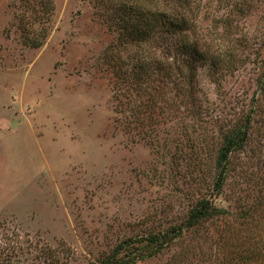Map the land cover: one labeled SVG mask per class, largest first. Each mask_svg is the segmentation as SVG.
I'll use <instances>...</instances> for the list:
<instances>
[{
	"label": "rangeland",
	"instance_id": "1",
	"mask_svg": "<svg viewBox=\"0 0 264 264\" xmlns=\"http://www.w3.org/2000/svg\"><path fill=\"white\" fill-rule=\"evenodd\" d=\"M119 1L0 0V264H101L165 229L172 245L134 264H241L240 246L264 240L240 221L264 212V0L197 1L194 37L222 62L198 68L193 94L175 34L148 42L177 78L152 118L136 110L148 93L114 73L134 51L117 45ZM237 125L248 135L219 187L215 156ZM203 197L223 214L186 231Z\"/></svg>",
	"mask_w": 264,
	"mask_h": 264
},
{
	"label": "trees",
	"instance_id": "2",
	"mask_svg": "<svg viewBox=\"0 0 264 264\" xmlns=\"http://www.w3.org/2000/svg\"><path fill=\"white\" fill-rule=\"evenodd\" d=\"M169 1L161 3L159 0H121L118 6L113 8L114 14H118L119 19L122 21V30L119 32V43L117 45L121 51H129L130 47L134 48L133 52H128L131 67H124L125 65L121 64L114 73L119 79H122L121 83L128 82L126 80L129 79L128 76H131L132 80L129 79L131 81L129 86H133V90L137 92L138 97L140 95L144 96L143 93H148L144 97L146 99V101L144 100L145 105L140 102L136 107L138 116L144 113L152 118L155 112L154 107H161L160 103L162 104L164 100H167L166 98H160L162 91L159 89L169 87L168 78L170 80L177 79L176 76H173V69L162 66L161 60L155 61L152 51L146 46L148 42L155 39L156 35L161 36L163 33L175 34L178 40L176 49L181 59L175 70L178 71L177 75L181 80L186 78L185 91L187 90L189 95L193 94V82L196 80L198 68L209 63V67L213 69L219 64V61L222 62L220 58L217 61L212 59L209 56V49H203L200 38L194 37L198 23L197 18L200 14L195 9V5H200L198 4L199 0H195L194 5H192V0H171L172 3ZM156 73L164 75L168 83L154 84L152 79ZM123 87L125 89V86L122 85ZM180 88L182 89V86ZM128 89L129 87L126 90ZM153 89L156 91L154 94H152ZM141 106L145 107L146 110L141 111ZM247 135V128L237 125L223 136L222 143L215 156L219 187L222 186L226 177L225 174L229 167L231 155L243 146ZM253 207L252 205L250 210L240 213L241 225H251L252 229L262 231L264 236V212L253 209ZM222 211L223 209L213 200L207 197L198 199L189 208L186 231L205 226L211 222L210 220L217 219L219 215L223 214ZM183 229V226L179 227V231ZM174 237L175 229H165L153 232L143 238L125 240L101 264H134L154 257L170 247L175 239ZM249 242L247 240L246 244L241 245L236 252L240 263L264 264V240L258 243L251 242L249 244Z\"/></svg>",
	"mask_w": 264,
	"mask_h": 264
}]
</instances>
